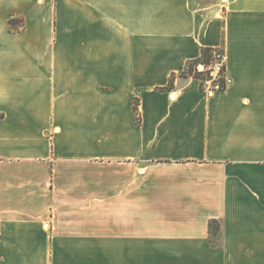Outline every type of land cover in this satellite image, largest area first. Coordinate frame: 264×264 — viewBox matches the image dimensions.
Returning a JSON list of instances; mask_svg holds the SVG:
<instances>
[{
	"label": "crops",
	"instance_id": "crops-1",
	"mask_svg": "<svg viewBox=\"0 0 264 264\" xmlns=\"http://www.w3.org/2000/svg\"><path fill=\"white\" fill-rule=\"evenodd\" d=\"M0 264H264V0H0Z\"/></svg>",
	"mask_w": 264,
	"mask_h": 264
},
{
	"label": "built area",
	"instance_id": "built-area-1",
	"mask_svg": "<svg viewBox=\"0 0 264 264\" xmlns=\"http://www.w3.org/2000/svg\"><path fill=\"white\" fill-rule=\"evenodd\" d=\"M226 55L222 47L212 49L207 63H199L197 70L203 72L199 79L204 91H217L225 89L231 81L226 71Z\"/></svg>",
	"mask_w": 264,
	"mask_h": 264
},
{
	"label": "trees",
	"instance_id": "trees-1",
	"mask_svg": "<svg viewBox=\"0 0 264 264\" xmlns=\"http://www.w3.org/2000/svg\"><path fill=\"white\" fill-rule=\"evenodd\" d=\"M210 49L209 48H205L202 50L201 55L199 58H196L192 61H188L186 63V66L184 68V70L180 73V75L184 76V75H189L190 71L194 72V76H198V75H202V72H195V67L197 65V63L199 62H205L207 63L210 59V53H209ZM207 60V61H206ZM172 87V80L170 79L168 85L166 87H163L164 89H169ZM133 108L134 111L137 112V102H134L133 104Z\"/></svg>",
	"mask_w": 264,
	"mask_h": 264
},
{
	"label": "rangeland",
	"instance_id": "rangeland-1",
	"mask_svg": "<svg viewBox=\"0 0 264 264\" xmlns=\"http://www.w3.org/2000/svg\"><path fill=\"white\" fill-rule=\"evenodd\" d=\"M212 49H214V48H212ZM212 49H210V51H209V53H211V51H212ZM222 50H223V52L225 53V51H224V49L222 48ZM226 55V54H225ZM207 61V60H206ZM199 63H203V62H199ZM199 63H197V65L199 64ZM197 65H196V67H195V72H201V71H198L197 70ZM188 76H191V77H193L194 79H196L197 81H198V83H199V87H200V89L201 90H203L202 89V86H201V83L199 82V79L203 76V72H202V75H198V76H194V72L193 71H190V73H189V75ZM158 88V87H157ZM159 89H163V87H160ZM134 102H137V100H135ZM138 112L135 114V122L137 123V122H139V117H138ZM214 227V225H212V229H214L213 228ZM213 234V233H212Z\"/></svg>",
	"mask_w": 264,
	"mask_h": 264
}]
</instances>
